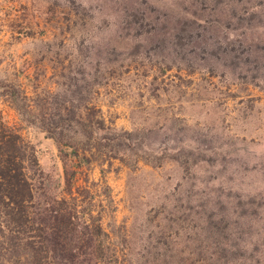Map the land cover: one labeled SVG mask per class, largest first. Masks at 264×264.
Returning <instances> with one entry per match:
<instances>
[{
    "label": "rangeland",
    "instance_id": "obj_1",
    "mask_svg": "<svg viewBox=\"0 0 264 264\" xmlns=\"http://www.w3.org/2000/svg\"><path fill=\"white\" fill-rule=\"evenodd\" d=\"M263 53L264 0H0V113L34 150L38 200L60 198L56 145L23 96L84 79L134 138L74 195L133 264H198L264 236V82L243 69Z\"/></svg>",
    "mask_w": 264,
    "mask_h": 264
},
{
    "label": "trees",
    "instance_id": "obj_2",
    "mask_svg": "<svg viewBox=\"0 0 264 264\" xmlns=\"http://www.w3.org/2000/svg\"><path fill=\"white\" fill-rule=\"evenodd\" d=\"M231 59L235 61L234 56ZM253 59L243 69L264 82V53ZM233 64L241 71L242 64ZM62 77L67 81L65 90H43L32 99L23 96L27 101L23 112L56 145L63 170L62 197L38 200L41 172L34 150L0 113V264H133L105 232L101 217L93 215L90 202L82 206L80 194L73 191L78 193L79 176L91 166L122 161V147L134 135H122L106 123L101 109L88 97L84 79ZM18 89L25 92L22 86ZM223 229L228 232L230 227ZM242 239L236 243L225 239L217 243L216 252L199 256L196 262L264 264V236L254 243Z\"/></svg>",
    "mask_w": 264,
    "mask_h": 264
}]
</instances>
